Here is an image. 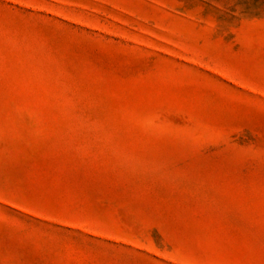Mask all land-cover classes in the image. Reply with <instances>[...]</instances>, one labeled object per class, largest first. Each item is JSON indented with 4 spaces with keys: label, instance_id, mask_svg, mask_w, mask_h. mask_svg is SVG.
Listing matches in <instances>:
<instances>
[{
    "label": "rangeland",
    "instance_id": "rangeland-1",
    "mask_svg": "<svg viewBox=\"0 0 264 264\" xmlns=\"http://www.w3.org/2000/svg\"><path fill=\"white\" fill-rule=\"evenodd\" d=\"M0 264H264V0H0Z\"/></svg>",
    "mask_w": 264,
    "mask_h": 264
}]
</instances>
